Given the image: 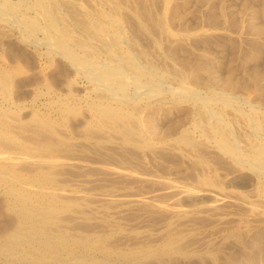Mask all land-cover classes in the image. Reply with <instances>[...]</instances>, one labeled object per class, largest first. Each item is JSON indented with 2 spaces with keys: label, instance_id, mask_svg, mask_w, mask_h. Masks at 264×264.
Returning a JSON list of instances; mask_svg holds the SVG:
<instances>
[{
  "label": "rangeland",
  "instance_id": "374dc122",
  "mask_svg": "<svg viewBox=\"0 0 264 264\" xmlns=\"http://www.w3.org/2000/svg\"><path fill=\"white\" fill-rule=\"evenodd\" d=\"M148 263L264 264V0H0V264Z\"/></svg>",
  "mask_w": 264,
  "mask_h": 264
},
{
  "label": "bare ground",
  "instance_id": "6f19581e",
  "mask_svg": "<svg viewBox=\"0 0 264 264\" xmlns=\"http://www.w3.org/2000/svg\"><path fill=\"white\" fill-rule=\"evenodd\" d=\"M150 261V260H149ZM149 264V263H148Z\"/></svg>",
  "mask_w": 264,
  "mask_h": 264
}]
</instances>
